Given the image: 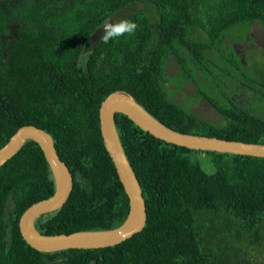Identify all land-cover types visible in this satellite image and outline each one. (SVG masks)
I'll list each match as a JSON object with an SVG mask.
<instances>
[{
  "label": "trees",
  "instance_id": "obj_1",
  "mask_svg": "<svg viewBox=\"0 0 264 264\" xmlns=\"http://www.w3.org/2000/svg\"><path fill=\"white\" fill-rule=\"evenodd\" d=\"M56 3L37 36L19 25L18 40H0V148L20 127L35 126L50 135L73 177L63 207L36 219L41 234L110 230L125 221L128 198L99 125L100 104L113 92L132 96L176 132L264 145V113L249 108L264 103V81L245 73L234 46H225L230 33L250 36L253 25L264 26V0ZM5 13L0 6V24L10 19ZM114 18L139 28L105 44L100 28ZM211 52L222 57L220 66ZM169 60L178 65L177 89L196 74L212 89L223 87L214 98L201 83L197 94L219 120L207 121L173 98ZM115 125L145 201L143 229L99 249L43 253L28 246L20 216L52 196L54 182L40 147L26 141L0 167V264H264V158L167 144L122 114Z\"/></svg>",
  "mask_w": 264,
  "mask_h": 264
},
{
  "label": "water",
  "instance_id": "obj_2",
  "mask_svg": "<svg viewBox=\"0 0 264 264\" xmlns=\"http://www.w3.org/2000/svg\"><path fill=\"white\" fill-rule=\"evenodd\" d=\"M116 114L125 115L141 130L167 144L191 150L264 158L262 144L226 141L176 132L152 117L135 102L132 96L124 92H113L100 104L99 125L104 148L114 164L118 179L128 198L127 217L120 226L110 230L43 235L35 227L36 219L63 207L71 193L73 177L66 164L58 157L50 135L32 125L22 126L0 148V167L16 155L26 141H33L43 152L54 182L52 196L28 207L18 222L22 239L34 250L52 253L69 249L105 248L122 243L143 229L146 223L145 201L139 182L119 140L115 125Z\"/></svg>",
  "mask_w": 264,
  "mask_h": 264
},
{
  "label": "rangeland",
  "instance_id": "obj_3",
  "mask_svg": "<svg viewBox=\"0 0 264 264\" xmlns=\"http://www.w3.org/2000/svg\"><path fill=\"white\" fill-rule=\"evenodd\" d=\"M235 33V31H234ZM250 36H247L246 32L243 30H239V33L234 36L230 33V37L232 40H229V36L225 39V46H234L237 56L241 61V69H243L246 73L252 72L255 75L256 80L264 81V26L260 25H253L250 29ZM196 39H204V35L201 32H196L194 35ZM240 39H238V38ZM210 60L216 64L221 65V61L223 60L221 56H217L214 53L209 54ZM178 72V65L173 61L169 60L167 62V71L166 76L170 78L167 82L169 89L173 92V98L179 103L186 106L190 112L193 114L206 119L210 122H216L219 120V116L213 110V108L209 105L205 98H198L197 94L198 91H202L201 83L207 84L206 91L211 90L212 95L214 98L219 94V91L223 89V87H217L216 89H212L209 83H206L200 74H196L195 80L187 81L179 88H176V79L175 75ZM238 75L242 74L240 71H235ZM241 79L239 78V81ZM235 86V83H232V87ZM219 89V90H218ZM244 101L250 99L252 100L253 97L250 95L243 94ZM251 109L257 110L259 115L264 113V103L256 102L250 104Z\"/></svg>",
  "mask_w": 264,
  "mask_h": 264
},
{
  "label": "flooded vegetation",
  "instance_id": "obj_4",
  "mask_svg": "<svg viewBox=\"0 0 264 264\" xmlns=\"http://www.w3.org/2000/svg\"><path fill=\"white\" fill-rule=\"evenodd\" d=\"M0 6L6 11L4 20L7 21L10 16L8 23L0 24V26L4 24L0 29V40L4 42L18 40L21 37V29L37 36L35 34L38 30V24L44 23L48 15L55 14L54 7H58L56 0H0ZM113 22H116L115 18L108 21V23ZM19 25L24 28L20 29ZM43 30L44 24L39 31L43 32ZM100 30L104 31L103 28Z\"/></svg>",
  "mask_w": 264,
  "mask_h": 264
},
{
  "label": "clouds",
  "instance_id": "obj_5",
  "mask_svg": "<svg viewBox=\"0 0 264 264\" xmlns=\"http://www.w3.org/2000/svg\"><path fill=\"white\" fill-rule=\"evenodd\" d=\"M138 28L139 25L136 22L127 19L113 23L106 22L101 39L103 43L107 44L109 41L118 40L124 36H133Z\"/></svg>",
  "mask_w": 264,
  "mask_h": 264
}]
</instances>
